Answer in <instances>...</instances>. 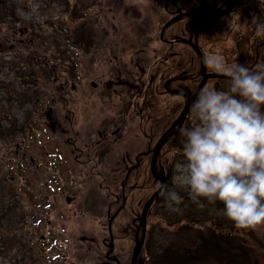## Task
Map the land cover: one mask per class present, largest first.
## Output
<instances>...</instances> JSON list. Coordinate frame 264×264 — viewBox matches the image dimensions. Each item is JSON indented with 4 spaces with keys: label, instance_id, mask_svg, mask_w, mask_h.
Listing matches in <instances>:
<instances>
[{
    "label": "trees",
    "instance_id": "trees-1",
    "mask_svg": "<svg viewBox=\"0 0 264 264\" xmlns=\"http://www.w3.org/2000/svg\"><path fill=\"white\" fill-rule=\"evenodd\" d=\"M229 1L156 0V6L165 12L164 23L179 12L195 11L173 22L164 31L163 38L159 32L156 38L150 37L143 43L144 47L152 41L159 45L153 49L154 56L147 67L139 68L138 76L126 74L129 82L122 84L123 109L117 112L116 119L111 122L125 125L127 117L131 115L139 132L150 143L149 148L146 145L143 150L140 164L125 179V192L127 195L131 193L133 198L132 228L128 229L119 221L121 216H131L128 204H118L111 212L117 226L115 236L124 235L126 238L128 233L127 236L134 241V245L140 210L159 187V181L150 170L149 149L172 125L185 102L176 101L175 92L164 91L163 84L176 80L172 82L176 87L180 85V89L194 91L197 88L202 75L195 78L200 73V59L188 42H193L195 38L189 27L190 22L207 13L208 7L220 10ZM22 6L24 3L20 0H0V143H15L17 139L24 142L30 139V135L40 131L36 118L42 114L47 104L48 92L51 89L60 92L64 87L57 84L58 77L63 72L67 73L70 80L78 77L75 66L70 64L65 67L66 50L62 47L63 43L77 47L78 39L74 42V38L63 33V30H60L57 38L52 39V33L45 29L48 28L45 26L52 25L47 21L48 17L26 21L20 15ZM71 9L69 13L72 22L83 20V16L76 11V3ZM261 24H264V0H238L229 14L200 22L197 27L199 48L203 55L219 54L229 64L246 63L254 70L258 65H264V36L257 35V27ZM169 29H173L171 35L168 34ZM70 55L76 56L77 53L72 52ZM50 56L55 63L58 62L56 65L50 64ZM207 71V86L227 90L229 82L226 77ZM146 100L149 110L147 115H142L141 103L144 101L145 105ZM132 102L136 107L129 109ZM186 120L195 122L190 113ZM17 147L20 148L21 144ZM2 158L0 154V161ZM181 162V145L175 134L160 150L157 169L166 174L167 188H175L184 198L180 205L181 211H170L162 194L155 200L148 215V219L152 217V224L146 231L140 256L144 257L147 264H264V230H238L222 215L221 204L212 205L201 201L204 207H200L194 203L183 189L176 188L170 180L176 174V165ZM18 164L19 162L11 169L0 166L2 254H9L16 247L26 248L27 252H31L28 238L23 235L25 227L22 225L27 218L15 219V214L23 209L18 199L19 189L15 187V176L18 174L15 172H20Z\"/></svg>",
    "mask_w": 264,
    "mask_h": 264
},
{
    "label": "rangeland",
    "instance_id": "rangeland-1",
    "mask_svg": "<svg viewBox=\"0 0 264 264\" xmlns=\"http://www.w3.org/2000/svg\"><path fill=\"white\" fill-rule=\"evenodd\" d=\"M155 1L20 0V15L26 21L48 17L52 25L45 29L52 39L60 30L74 42L78 39L77 47L62 44L64 65L75 66L78 77L70 80L66 72L58 77L57 84L64 87L48 92L47 104L36 118L40 131L24 142L0 143V166L11 169L19 162L15 187L23 209L15 219L27 218L23 235L31 246L30 253L17 247L9 254L0 252V264H97L105 259L110 192L119 193L125 165L133 164L136 152L147 145L131 115L125 125L109 121L123 108L126 74L137 75L139 68H146L159 45L152 41L142 46L156 38L166 18ZM75 3L83 16L78 22L70 20ZM56 63L52 57L50 64ZM119 221L126 223V216ZM151 224L152 217L147 229ZM114 243L124 254L121 260L129 263L134 241L118 238Z\"/></svg>",
    "mask_w": 264,
    "mask_h": 264
},
{
    "label": "clouds",
    "instance_id": "clouds-1",
    "mask_svg": "<svg viewBox=\"0 0 264 264\" xmlns=\"http://www.w3.org/2000/svg\"><path fill=\"white\" fill-rule=\"evenodd\" d=\"M257 35L264 36V24ZM205 67L228 79L227 90L201 87L189 106L195 121L177 127L182 162L173 183L200 207L221 204L222 215L238 230H264V65L229 64L205 54ZM185 89L174 99L183 103ZM170 211L180 212L183 197L160 185Z\"/></svg>",
    "mask_w": 264,
    "mask_h": 264
},
{
    "label": "water",
    "instance_id": "water-1",
    "mask_svg": "<svg viewBox=\"0 0 264 264\" xmlns=\"http://www.w3.org/2000/svg\"><path fill=\"white\" fill-rule=\"evenodd\" d=\"M238 0H230L229 3L227 4L226 7H224L223 9H220L218 11H215L211 8H207L208 12L204 15L198 16L195 19H193L190 22V30L194 33L195 38L194 41L192 42V40H188V42L193 46L195 52L197 53L199 59H200V73L202 75V80L200 81V83L198 84L196 90L192 93H188V97L184 102L183 108L180 112V114L178 115V117L175 119V121L172 123V125L159 137V139L157 140V142L155 143L153 149H152V157H151V163H150V170L152 175L154 176L155 179H157L159 181V187L148 197V199L145 201L142 209H141V213L139 216V225L137 227L138 231L142 230V235L140 238H138V235L136 237L135 240V245H134V249H133V253H132V257H131V263L132 264H137V259L138 256L140 254V251L144 245L145 242V235H146V231H147V220H148V215L150 212V209L153 205V203L155 202V200L161 195V188L160 185H167V176L164 172L160 173L159 170L157 169V158H158V154L160 152V150L162 149V147L168 142L169 138L175 134H177V127L180 124H183L184 121L187 118V115L189 113V106L191 104V102L196 98V93L197 91L205 86L207 80H208V69L205 67V65L202 63V57L204 56L199 48L198 45V31H197V27L200 24L201 21H205V20H210V19H218L222 16H225L227 14H229L231 12V10L233 9V7L235 6V4L237 3ZM195 10L191 11V12H179L177 15H175L174 17L168 19L162 26L161 30H160V37L163 38V34L164 31L166 30V28H168L173 22H175L177 19H179L180 17L186 15V14H190L193 13ZM139 161L137 162V164L131 166L128 168V171L126 173V177H128L130 170L133 169L134 167L138 166ZM113 246V241H112V245ZM139 264H143V262L140 260Z\"/></svg>",
    "mask_w": 264,
    "mask_h": 264
},
{
    "label": "flooded vegetation",
    "instance_id": "flooded-vegetation-1",
    "mask_svg": "<svg viewBox=\"0 0 264 264\" xmlns=\"http://www.w3.org/2000/svg\"><path fill=\"white\" fill-rule=\"evenodd\" d=\"M215 11H218V10H215ZM206 14V13H205ZM204 15V14H203ZM139 74H137V75H135V76H138ZM172 81H175L176 82V80H169V81H166L164 84H163V87H164V91L165 90H167V91H169V93L170 92H177V90H179L180 89V85H177V87H176V84H173L174 82H172ZM179 81V80H178ZM196 90V89H195ZM194 90V91H195ZM187 91V93H192V92H194V91H190V90H186ZM164 96V95H163ZM142 105V106H141ZM141 107H140V112L142 113V115H143V113H145L146 115H147V112H148V110H149V103H148V100H146V104L144 105V101H142V103H141ZM133 107H136L135 106V104L132 102V103H130L129 104V106H128V108L130 109V108H133ZM123 109V108H122ZM122 109H120L119 111H121ZM118 111V112H119ZM116 118L114 117V118H111L110 119V123H113V124H116L115 122H111L112 120H115ZM148 125V124H147ZM146 128L148 129V126H146ZM159 139V138H158ZM157 139V140H158ZM157 141H155V143H156ZM155 143H154V145H155ZM103 146H105L104 147V149H106V151H107V148L108 147H106V142L105 143H103ZM147 146H148V148H149V146H150V143L149 142H147ZM154 147V146H153ZM153 147L151 148L150 147V151H151V157H152V149H153ZM143 151H139V152H137L136 153V156H135V158H134V160H135V162L133 163V164H126L125 165V169H124V173H123V177L121 178V180H120V189H121V191H120V194H121V196H119L118 195V193L116 194L114 191H112V192H110V196H113L112 198H113V200H111L110 201V204L108 205V208H107V226H108V234H109V242H108V244H107V246L109 247L108 248V250L106 251V254H105V259L104 260H99V262L97 263V264H132L131 263V257H132V253H133V250H132V252H131V256H130V261H129V263H128V260L126 259V262H124L123 260H121L122 258H123V256H124V254L121 252V251H116V247H115V240L116 239H129V237L127 236V235H129L128 233H127V235H126V238L124 237V235H122V236H115V234H114V230H113V228H112V225H115L116 226V224H115V222H114V219H113V216H112V213H111V210H112V207L113 206H118V204H121L122 206L123 205H125V204H128L129 205V211H130V214H131V216H127L126 218H127V221H126V223H122V225H126V227H128V229L129 228H132V226H133V224H134V221H133V217H132V211H133V205H132V203H133V198H132V194L131 193H129V195H127V193L125 192V188H126V184H125V179H127L128 177H129V175H130V173H129V175H128V177H126V173H127V171H128V168L129 167H131V166H133V165H135V164H137V162L139 161V164H140V161H141V157L143 156ZM138 164V165H139ZM132 171V169L130 170V172ZM115 229H117V226H116V228ZM142 230H139L138 231V229L136 230V237H137V235H138V238H139V236H140V232H141ZM142 233V232H141ZM142 235V234H141ZM112 241H113V246H111L112 245ZM105 242V241H104ZM106 244V243H105ZM111 247V248H110ZM134 249V248H133ZM141 257H140V254H139V256H138V259H137V264H139V261L141 260L140 259ZM142 262H143V264H145V262L143 261V260H141Z\"/></svg>",
    "mask_w": 264,
    "mask_h": 264
}]
</instances>
